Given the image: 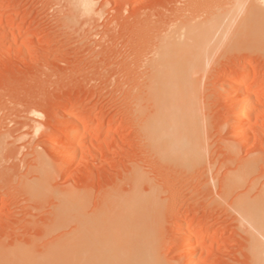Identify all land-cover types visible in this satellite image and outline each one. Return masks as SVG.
Segmentation results:
<instances>
[{
  "label": "rangeland",
  "instance_id": "1",
  "mask_svg": "<svg viewBox=\"0 0 264 264\" xmlns=\"http://www.w3.org/2000/svg\"><path fill=\"white\" fill-rule=\"evenodd\" d=\"M80 1L0 0V33L4 35L0 40V139L4 138L0 140V264H86L81 255L86 249L73 246L49 261H16L9 253L14 239L26 242L34 235L41 236L33 248L40 253L47 250L45 242L78 231L76 219L55 222L51 214L49 218L56 200L53 195L37 200L28 192L25 182L33 174L40 153L48 159L46 164L50 161L48 184L53 194H98L113 178L125 177L127 167L136 161L145 169L147 163L155 168L162 164L163 169L158 168L166 176L162 196L167 201L157 226V254L152 257L159 264H258L246 230L250 224L243 225L244 220L241 222V215L232 206L233 197H220V188L213 183L215 175L223 178L237 164L231 160V165L226 164L225 159L236 157L234 160L239 161L264 154V101L255 105L252 118L246 117L240 127L238 114L245 115V107L236 109L240 97L233 100L230 94L233 83L242 79L245 85L264 87V33L260 32L264 22L241 16L252 1L245 4L240 0L244 6L235 18H243L235 19L239 22L234 21L233 28L219 37L204 69L193 73L198 82L194 104L185 97L175 107L174 113L185 123L199 122H195L196 130L200 129L205 141L202 157L214 164L208 161L205 167L200 166L206 163L203 158L205 162L199 167L182 172L185 168L167 164L157 149L144 146L135 109L151 96L149 89V94L146 92V81L157 56L155 43L171 34L181 20L203 19L206 8L199 13L191 4L193 0H91L95 10L84 13ZM230 1L232 4L234 0ZM150 101L145 103L147 114L157 108ZM182 102L184 106L179 108ZM179 109L181 113H177ZM82 119L90 123L81 129L69 150L66 133L81 128ZM231 146L235 147L233 153ZM256 177L264 184V164L251 179ZM168 183L174 185L175 196L168 192ZM44 226H52V231ZM250 227L248 230L256 232ZM188 233L194 239L196 235L202 237L188 242ZM187 248L192 250L193 259L185 253ZM251 255L259 261L254 258L253 262Z\"/></svg>",
  "mask_w": 264,
  "mask_h": 264
},
{
  "label": "bare ground",
  "instance_id": "2",
  "mask_svg": "<svg viewBox=\"0 0 264 264\" xmlns=\"http://www.w3.org/2000/svg\"><path fill=\"white\" fill-rule=\"evenodd\" d=\"M75 1L76 4H78V0ZM208 1L209 0L191 1V4L196 7V9L202 8L201 11L198 9L199 13H201L202 10H205L203 8H206V14L203 19L200 16V20H197L198 17L189 18V20L185 21L183 19L179 23H176V26L172 30L171 34L162 37L158 43H155L154 53H156L157 56L150 64L149 75L147 73L148 81H146V87H148L146 92L149 94V91L151 96L146 95L148 97H144H146L148 103L149 100H151L153 102V106L157 108L151 112V114H147L145 110L147 109L145 104L147 102H145L139 95L138 96L142 99V101L138 103L139 99H137V101L135 100V102L138 103V107L135 105L137 107L135 110L138 112V116L136 117L140 120L138 121L140 122V128H138L141 131L144 146L150 147L154 150L157 149L160 159H163L164 162L166 161L167 164L171 162L177 167L185 168L180 170L181 172L184 170L188 171L190 167H197L196 165L202 163L201 161L205 162L203 160L204 157H202L204 156L202 155V147L204 146L205 141L202 140V132L200 131L201 134L198 132L200 129L196 130V125L199 122L191 120L192 122L190 124L185 123L183 119L174 113V110H176L175 107L180 103V101H182L183 98L185 99V97L189 98V100L193 103V99H195L194 96H197L194 90L197 88L196 85L198 83L195 81L196 79L194 80L192 78L193 73L196 70L200 71L201 67L204 69V64L206 63L213 45L219 37L223 35V33H225L228 29L233 28L231 25L234 21H238L235 19H239L235 18L238 16V9H242L241 6H244L243 3L246 2V0L243 1V3H241L240 0H234L233 3L230 4V0H214L215 3L211 2L213 0ZM249 1L252 2L248 3L247 1L245 3L249 4H247L248 8L246 10V14L244 13L241 15L243 11H239L241 12L239 15L243 17L245 15V18H240H248L252 20L258 19V22H264V0ZM93 3L91 0H81L79 7L84 13H91L95 10ZM77 6L78 5H75V8ZM195 10L193 11L195 12ZM198 12L196 11V13ZM195 15L197 16V14ZM260 32L264 33L262 30ZM3 36L4 35L0 33V40L4 38ZM149 46L151 47V45ZM150 50H152V47ZM196 73L197 71L194 74ZM263 92L264 87L262 85H245L244 79L234 82L230 87L232 99L234 100L240 97V100H237L238 102L235 104V108L239 109L243 105L245 107L244 111L246 114H238V119L240 120L241 125L240 127L244 126L243 124L245 123L246 117L250 119L252 118L251 116L254 115L253 112L255 111L254 107L258 106V103H262V101H264ZM138 96H136V98ZM253 96L256 97V103H253ZM183 103L184 102H182V104L178 107L180 108V106H184ZM188 107L191 108V105L188 104ZM182 110L183 109H181V111ZM179 111L180 109L177 113ZM185 114L186 113H184V115ZM195 122L198 123L195 125ZM79 123L81 128H72L68 133H66L69 150L78 135L81 133V129H86L90 120L82 119ZM98 124L102 125V122L98 121ZM0 140H4V138ZM1 143L2 142H0V145ZM89 149L92 148L89 147ZM234 149L232 146L229 147V150L231 151ZM81 151L83 152V150ZM230 153H233V151ZM40 154L41 156L39 155L36 157L38 163L36 162L33 166V176L29 175L30 178L25 182L28 192L37 200H42L50 194L53 195L56 200L53 202V207L50 206L51 209L48 214L49 218L51 214L53 216V221L55 219V222L58 220L60 222H67V220L73 221L76 219L74 222H76L77 226L79 224L78 231L73 234H70L71 232L69 231L70 233L67 235L64 233V236L62 235L59 238L54 237L55 239L53 238L52 240L45 242L46 245H43L47 250L40 253H37L36 251L38 250L35 251L33 248L40 242L41 236L34 235L30 239L28 238L29 240L26 242L21 241L23 238H20L19 242H16L14 239V243H11L12 245L3 244L6 242L1 241L3 245H11V248L13 249L9 251V253H11L10 255L14 258V260H31V258H35L34 260H54L59 257L62 250L73 246L82 250H84V248L86 249L85 252L83 251V253H81V255H83L86 259V264H159V262L152 256L157 254L155 250V241L157 242L159 238L157 226L160 222L159 220L165 201H167L162 196L164 188L167 186L166 185L164 187L166 182L165 184L162 182L166 176L159 170L162 168V164L161 166L157 165V168H155L156 166L154 167L153 164L148 165L147 163L146 165L144 163L145 160H143V165L148 166V168L145 169V167L142 166V163L136 161V164L133 166L128 165L129 167L126 169L127 174L124 175L125 177H121L119 180L116 179L115 181H113V178L112 183L110 184L109 182L107 186L104 185L106 187H102L98 194H95L93 191H88V188V192H83L84 194L76 191H63L62 193L53 194L50 190V184H48V180L50 178L48 164L50 161L46 164L48 159L47 161L44 160L42 158L43 153ZM229 158L230 159H225L224 161L228 162L229 160V162H236L237 164L235 166L233 164L234 162H232L233 168H235L232 170L229 169L231 172L225 174L223 178H218L217 175H215L213 177V183L216 187L220 188V197H233L231 198L233 199L232 206L241 215V222L243 220L247 221L246 223L243 221V225L250 224L254 230H256V232L254 230V232H252L250 225L248 228L245 227L247 228V233L250 235L249 243L250 248L253 251L251 254L254 255L255 253L260 260L259 263L264 264V240H261V237L259 238L258 236L259 233L264 237V184H260L257 177L251 179L256 170L264 164L262 163L264 162V154L255 155L247 159L244 158L239 161H235L236 157ZM208 161L206 159V163L200 166L205 167V165H208ZM211 162L209 161V163ZM227 162L226 164H230ZM173 164L172 166H174ZM212 166L214 167L213 162ZM210 167H208L207 170H209ZM213 167H211V169ZM230 168H232V166ZM31 169L30 171L28 169V171L31 172ZM211 175L213 174L211 173ZM206 182L208 181H205V183ZM173 186L174 185H170L167 189L170 188L168 192L174 195ZM240 188L244 191L242 192ZM237 189L241 192L235 196L234 193ZM65 190L67 189L65 188ZM254 190L255 193L253 192ZM251 192H253V194H251ZM229 202L231 203L232 201ZM53 221L51 223H53ZM45 224H47V222ZM44 227L46 230L50 229V231H52V226L48 228L46 226ZM249 228L251 230H248ZM194 237L195 236L188 233L186 238L188 242H192L197 238L200 239L202 236L198 237V235H196V239H194ZM39 249L43 248L41 247ZM185 253L189 254L191 259H193V253L190 248L185 249ZM63 255H61V257ZM253 255H251L252 261L255 258ZM147 257L148 259H146ZM150 257L153 259L151 260ZM257 257L254 260H258ZM78 258H80V255ZM256 262L255 264H257Z\"/></svg>",
  "mask_w": 264,
  "mask_h": 264
}]
</instances>
